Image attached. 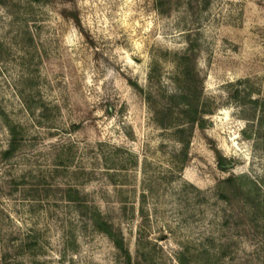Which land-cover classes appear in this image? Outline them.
<instances>
[{
    "label": "rangeland",
    "instance_id": "obj_1",
    "mask_svg": "<svg viewBox=\"0 0 264 264\" xmlns=\"http://www.w3.org/2000/svg\"><path fill=\"white\" fill-rule=\"evenodd\" d=\"M97 211L132 264H264V0H0V264H128Z\"/></svg>",
    "mask_w": 264,
    "mask_h": 264
},
{
    "label": "trees",
    "instance_id": "obj_2",
    "mask_svg": "<svg viewBox=\"0 0 264 264\" xmlns=\"http://www.w3.org/2000/svg\"><path fill=\"white\" fill-rule=\"evenodd\" d=\"M182 59L177 62V90L164 96V102L157 106L153 105V107H155L154 112L158 124L164 128H173L176 139L182 143L184 148H188L194 129L196 127L204 128L205 115L208 110L202 95L203 78L197 68L196 60H193L194 58L189 52L185 53ZM148 97L152 98L151 95ZM15 145L16 136L13 137L7 153H12ZM217 160L222 168L228 162V158L220 153H217ZM233 179L230 178L227 181ZM92 220L96 227L111 237L116 247L124 252L128 264H132L131 254L125 247L123 238L114 231L112 224L102 216L100 211L93 214ZM179 259L181 264H185L181 257Z\"/></svg>",
    "mask_w": 264,
    "mask_h": 264
}]
</instances>
